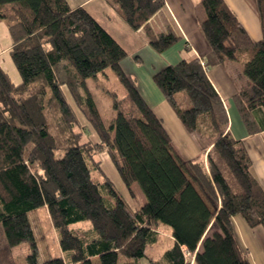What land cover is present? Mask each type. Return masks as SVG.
I'll return each instance as SVG.
<instances>
[{"label": "trees", "instance_id": "1", "mask_svg": "<svg viewBox=\"0 0 264 264\" xmlns=\"http://www.w3.org/2000/svg\"><path fill=\"white\" fill-rule=\"evenodd\" d=\"M112 1L133 30L145 29L157 53L179 42L148 26L164 0ZM256 1L259 42L224 0L200 1V29L219 61L238 62L243 51L254 52L234 96L251 135L264 130V0ZM0 20L8 24L10 55L22 78L14 84L0 65V264H138L143 258L152 264H191V258L193 264H251L232 218L241 215L250 228L264 229V191L245 146L227 132L226 107L202 61L183 59L154 81L186 130L208 149L206 164L176 153L163 122L121 68L129 53L85 8L72 9L66 0H0ZM107 69L126 90L122 97L112 94L115 118L108 128L87 86ZM64 88L98 142L82 141L87 127ZM48 93L50 110L44 106ZM180 93L189 107L183 108ZM103 152L129 191L140 185L146 197L141 207H131L104 176L97 159ZM40 208L56 231L57 258H40L30 220ZM83 222L89 225L76 226ZM165 230L172 238H163ZM22 243H29L24 263L14 255ZM153 248L162 251L159 257L149 256Z\"/></svg>", "mask_w": 264, "mask_h": 264}, {"label": "crops", "instance_id": "2", "mask_svg": "<svg viewBox=\"0 0 264 264\" xmlns=\"http://www.w3.org/2000/svg\"><path fill=\"white\" fill-rule=\"evenodd\" d=\"M66 1L72 9L85 8L129 53V56L121 62V68L147 105L163 122L176 153L186 162L204 160L206 164L208 149L201 145L196 135L186 130L154 81L156 73L168 66L176 65L183 59L198 58L204 61L207 76L228 113L227 132L245 146L252 162V173L264 191V130L251 135L245 126L234 101V96L242 84L241 81H234V73H240L238 70L240 68L235 61H219L208 45L200 29V23L204 19L200 7L201 0H164L163 8L148 21V26L155 35L173 33L180 38L178 43L162 54L151 48L143 27L135 31L126 23L119 7L112 0ZM224 2L235 13L250 39L253 42L261 41L263 32L257 1L224 0ZM125 94L126 90L122 96ZM195 186L200 189L196 183ZM119 191L126 200L125 190ZM129 205L136 209L133 204L129 203ZM232 222L235 237L242 249L248 251L250 263L264 264V229L250 228L241 215L234 216ZM162 236L172 238L169 230H165ZM151 252L153 255L149 256L156 258L162 251L153 248ZM193 260L194 258H191V264ZM138 264L152 263L147 258H143Z\"/></svg>", "mask_w": 264, "mask_h": 264}, {"label": "rangeland", "instance_id": "3", "mask_svg": "<svg viewBox=\"0 0 264 264\" xmlns=\"http://www.w3.org/2000/svg\"><path fill=\"white\" fill-rule=\"evenodd\" d=\"M12 45H13V40L9 33L8 24L6 21L0 20V65L8 73L13 83L19 85L22 82V78L10 55V50L12 48ZM253 55L254 52H251L250 50V51H243V54L241 55V57H239L240 61L236 62V65L240 68L238 70L240 71L241 75H242L244 62L250 60ZM238 75L239 73L238 74L236 72L234 73L235 82H240V80L238 79ZM87 86L91 91L95 99V102L97 104V107L101 113L104 126L108 128L112 124L115 118V112L112 109V94L116 93L119 97H122V94L125 92V89L121 85L115 73L110 69L105 70L104 74H100L99 77L96 79L93 78L88 79ZM63 93L65 99L70 104V106L73 109V112L77 116L79 123L82 126L87 127L82 141L91 140L92 142H98L99 139L93 136L91 127L87 124L86 120L83 118L80 110L77 108L68 90L64 88ZM185 97H186L185 93H180L178 97L182 102L183 108L189 107V102L188 100H186ZM50 98H51V93H48L46 100L44 102V106L46 105V107H48L49 110L51 107L55 108L51 103ZM29 108H30V112L32 113L35 112L34 106L31 105V103L29 105ZM47 114L48 113H46V115ZM48 117H50L48 121L52 122L51 114H49ZM75 130L79 131L80 129L75 128ZM53 135L57 136L56 131L53 132ZM111 136L112 137L114 136V132H111ZM97 159L101 162V169L104 176L110 179L118 190L120 189L125 190L124 194L127 202L133 204V206H135L136 208L141 207L146 202V197L140 185L137 182L131 186V191H129L124 186V184L121 183L122 181L115 168L113 160L107 152H103L99 154ZM30 220L33 225L34 233L36 235V239L39 245L40 258L45 259L51 257L52 258L59 257L62 254V251L60 249L56 231L51 224L46 208H40L37 211L33 212L30 216ZM84 225H89V223L83 222L77 224L76 226H84ZM3 241H4V234H3L2 226L0 225V245L2 244ZM28 253H29V243H22L21 245L15 248L14 255L15 258L18 260V262L24 263ZM149 254L153 255L151 251L149 252Z\"/></svg>", "mask_w": 264, "mask_h": 264}, {"label": "built area", "instance_id": "4", "mask_svg": "<svg viewBox=\"0 0 264 264\" xmlns=\"http://www.w3.org/2000/svg\"><path fill=\"white\" fill-rule=\"evenodd\" d=\"M201 64L204 68H206V64L204 63V61H202Z\"/></svg>", "mask_w": 264, "mask_h": 264}]
</instances>
